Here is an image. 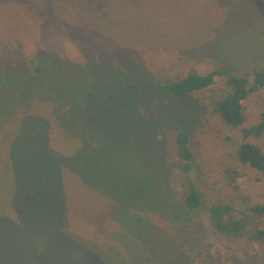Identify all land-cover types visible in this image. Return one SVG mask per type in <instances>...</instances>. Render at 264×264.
Wrapping results in <instances>:
<instances>
[{"label":"rangeland","instance_id":"374dc122","mask_svg":"<svg viewBox=\"0 0 264 264\" xmlns=\"http://www.w3.org/2000/svg\"><path fill=\"white\" fill-rule=\"evenodd\" d=\"M41 51L64 64L90 63L93 84L86 81L83 87L94 92L95 103L101 96L99 114L69 121L78 120L75 134L98 140L97 149L80 153L71 163L103 192L66 172L69 230L103 248L121 249L123 264H264L257 243L214 236L206 209L194 212L185 229L161 210L166 190L180 204L188 180L195 179L193 173L186 178L178 156L175 136L181 129L191 132L197 164L213 158L238 195L264 201V187L249 168L220 165L226 127L216 118L197 122L199 105L222 86V77L184 99H164L150 75L165 82L191 70L217 69L221 57L264 59V0H0V118L21 113L29 100L31 113L51 120V144L70 152L51 104L38 98L59 92L63 97L68 78L78 75L65 65L64 70H50L43 87L35 84L24 65ZM245 105L248 122H254L264 106V90ZM21 118L0 128V156L16 146L25 149L24 156H33V147L26 145H36L21 135ZM27 123L39 124L35 118ZM10 134L15 139L9 141ZM260 142L264 146V139ZM141 217L150 223L145 232Z\"/></svg>","mask_w":264,"mask_h":264},{"label":"trees","instance_id":"16d2710c","mask_svg":"<svg viewBox=\"0 0 264 264\" xmlns=\"http://www.w3.org/2000/svg\"><path fill=\"white\" fill-rule=\"evenodd\" d=\"M51 56L45 51L37 52L24 67L31 80L40 87H43L49 71L54 68L64 70L65 65H68L78 75L68 78L65 86H69V90H64L63 97L59 92L38 98L51 104L53 119L71 151H62L51 144L52 122L45 116L31 113L29 100L21 106V113L4 114L0 118L1 128L7 122L18 120L21 115L19 126L25 125V129L20 130L21 135L28 140L34 139L36 145H26L33 147V156H24L25 149L18 146L11 147L10 152L8 148L7 155L0 156V264H123L121 249L119 251L116 246L103 248L68 228L70 208L66 172L72 173L78 183H84L92 191L100 195L103 193L96 183L71 163L76 162L80 153L97 149L98 140L91 137L85 139L81 134H75L72 128L79 125L78 120L75 123L69 122L72 118L91 119L99 114L102 111L99 103L101 96L97 104L93 101L94 92H85L83 87L86 81L93 84L94 74L90 63L64 64ZM221 58L220 67L206 73L191 70L178 79L165 82L156 80L150 74L151 79L162 98L184 99L193 92L213 87L218 77H222V86L214 89L208 100L199 105L197 122L202 124L203 120L209 118L220 121L226 127L220 165L234 169L236 163L247 167L254 173L255 180L264 187V146L260 144V140L264 139V106L258 118L248 122L245 105L250 96L264 90V59L253 57L239 62ZM83 72L87 75L80 78L79 74ZM29 118H35L39 124H23ZM10 136L9 141L15 139L16 134ZM190 140L189 129L176 132L175 141L178 156L183 162V171L186 178L192 177L193 173L195 179L188 180L189 188L180 204L166 190V203L161 210L171 216L173 223L185 229L190 226L194 212L206 209L214 236L242 238L257 243L264 260V201L238 195L235 189L226 184L223 172L219 171L217 161L213 158L204 157L203 162L197 164ZM12 148H18V153L12 152ZM203 193L208 197H204ZM156 207H150L149 210ZM252 217L262 219L263 222H253ZM141 220L143 223L140 230L145 232L150 223L143 217ZM114 238L118 239V231ZM145 239L141 240L148 244V238ZM149 249L152 251V247ZM122 250L126 255L124 246Z\"/></svg>","mask_w":264,"mask_h":264}]
</instances>
